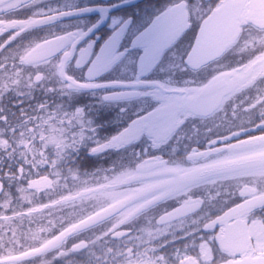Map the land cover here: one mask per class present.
Wrapping results in <instances>:
<instances>
[{
	"label": "snow or ice",
	"instance_id": "snow-or-ice-1",
	"mask_svg": "<svg viewBox=\"0 0 264 264\" xmlns=\"http://www.w3.org/2000/svg\"><path fill=\"white\" fill-rule=\"evenodd\" d=\"M0 264H264V0H0Z\"/></svg>",
	"mask_w": 264,
	"mask_h": 264
}]
</instances>
